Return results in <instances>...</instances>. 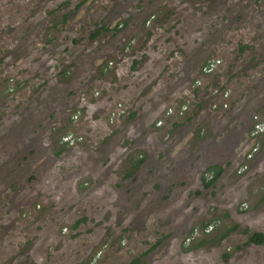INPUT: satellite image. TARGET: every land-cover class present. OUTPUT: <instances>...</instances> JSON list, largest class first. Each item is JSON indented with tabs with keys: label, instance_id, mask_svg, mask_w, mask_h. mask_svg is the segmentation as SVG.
Returning a JSON list of instances; mask_svg holds the SVG:
<instances>
[{
	"label": "rangeland",
	"instance_id": "obj_1",
	"mask_svg": "<svg viewBox=\"0 0 264 264\" xmlns=\"http://www.w3.org/2000/svg\"><path fill=\"white\" fill-rule=\"evenodd\" d=\"M155 1L0 0V264H264V0ZM117 10L135 44L80 80Z\"/></svg>",
	"mask_w": 264,
	"mask_h": 264
},
{
	"label": "flooded vegetation",
	"instance_id": "obj_2",
	"mask_svg": "<svg viewBox=\"0 0 264 264\" xmlns=\"http://www.w3.org/2000/svg\"><path fill=\"white\" fill-rule=\"evenodd\" d=\"M153 1H154L153 2V7H155V5L157 4V1H155V0H153ZM148 4H149V2H148ZM147 5L145 7H143V4L141 3L142 10L140 11V13L137 14V17H139V20L142 18V16L146 12L149 11V8L147 7ZM110 13L114 16V20L113 19L111 20V19L108 18L107 20H110V22H109V26L110 27L103 28L102 31H105V32L109 31L110 32L111 30H115L117 32L116 33H113V34H109V36L107 38H105L104 41L102 42L103 44L101 43V45L99 47H97V48L94 49L93 55L85 63H81V64L78 63V65L81 66L80 71H83V76H82V78L80 80L86 81L88 79V77H89L90 74H85V71L90 68V65L88 63H89V61L91 59H95L97 61L98 66H102V64L104 62V58H106V56L109 53L110 54L111 53H115L116 51L120 50L123 47H124V51L125 52H128L129 51L130 44L131 45L132 44H135V41H133V40L130 41L128 43V45H126V46L123 43L125 36L130 33V31L127 32V30L130 28L129 25H127V26H123V25L122 26H116L115 28H113V25L116 24V23H114V21L118 17H120L119 15L122 14V12H120V11L117 10V12H113L112 11ZM76 16L77 17H81V14L80 13L79 14H76ZM77 17L71 18V22L72 23L78 22V21H76ZM154 18H155V14H153L152 15V18L148 21V26L150 25L149 23H151L152 19H154ZM96 37H97V35H96ZM216 60H217L218 63L216 64V66H214L213 68H211V70H209V71H204V69L207 66L210 65V63H208V62L205 63V65L201 69V78H203V76L215 74V72H217L219 70V68L222 66V61H221L220 58H217ZM111 63L112 62H110V64ZM71 78H73V76ZM80 85H81V83H79L78 84V87L76 88L77 94H76V97L74 99H76L78 97V95L80 93L81 87H86L85 85H82V86H80ZM199 87L201 88V85ZM212 89L215 90V91H214L213 95L211 96V98L208 100V102L203 103V107H206V105H208V107L210 109L214 108L215 110H221V109L222 110H228L229 107H230L229 106L230 105L229 104V101L228 102H222V100H221V101H219L217 103V101H218L217 94L220 93V94L223 95V97L225 99H227L228 96H229V94H230V89H228V88L226 89L224 86H218V87H215V88H212ZM178 107L180 109L179 111L181 112V114H183L189 108V102L184 101V102H182V104H179ZM214 109H212V110H214ZM263 111H264V109L261 110V112H258V113H263ZM258 113H256V114H258ZM256 114H254L252 116L251 126H250L249 133H248V140H249V143L252 145L251 146L252 150L249 153V155H251V158L250 159H253L259 153V151H260V144H261L259 142V140L261 139L262 136H264V132L263 133H256L254 131V123H255L254 116ZM65 137H63L62 139H64ZM75 139H77V138H75ZM64 141H68V139L67 140H64ZM65 143H68V142H65ZM246 149L244 150L243 155H244ZM140 158H144V157H141L140 156ZM139 159H137L135 162H137ZM144 161H145V158H144L143 162L140 163L139 167L144 163ZM132 167L134 168L133 165H132ZM246 167H247V164H245L244 166H242L241 171H243ZM138 168H136V169H138ZM2 169L4 170V174L7 171L8 172L10 171L8 166L6 168L4 167ZM206 171H207V173L206 174L203 173L202 179H201L202 180L201 182H202V185H203L204 189L210 188V187H212L215 184V182L222 176L223 168L220 165H211V166H208L206 168ZM217 172H218V174H217ZM207 183H209V184L206 185ZM217 223L218 222H215L214 225L209 224L210 225V228H204V233H209L210 232V229L213 230V228L216 227V224ZM189 241H190V239H189ZM252 245H254V244H252ZM259 246H262V245H259Z\"/></svg>",
	"mask_w": 264,
	"mask_h": 264
},
{
	"label": "trees",
	"instance_id": "obj_3",
	"mask_svg": "<svg viewBox=\"0 0 264 264\" xmlns=\"http://www.w3.org/2000/svg\"><path fill=\"white\" fill-rule=\"evenodd\" d=\"M135 63H137V62H135ZM143 160H144V158H140V159L134 164V169L138 168L139 165H140V163L143 162ZM217 174H218V172H217ZM208 184H209V183H207L206 185H208ZM79 221H80V220H78V221L76 222L75 226L78 225ZM204 226L207 227V226H209V224L207 223V224H205ZM204 226H203V227H204ZM238 226H239L238 224L234 225L231 229H228L227 232H226L225 234H223L220 238L224 239V238L228 237L229 234H230L232 231H234L235 229L238 228ZM206 227H205V228H206ZM211 241H214V240L212 239ZM206 242H207V241L204 240V241H202L201 243H204V244H205ZM245 244H246V245H251V244H254V245H264V233H262V232H252V233H250V234L248 235V237H247V240H246ZM126 264H141V260H140V258H135V259H132L130 262L126 263Z\"/></svg>",
	"mask_w": 264,
	"mask_h": 264
},
{
	"label": "built area",
	"instance_id": "obj_4",
	"mask_svg": "<svg viewBox=\"0 0 264 264\" xmlns=\"http://www.w3.org/2000/svg\"><path fill=\"white\" fill-rule=\"evenodd\" d=\"M218 62H211L209 66H207L204 70L209 71L211 68L216 66ZM254 131L256 133H263L264 132V112L263 113H258L254 116ZM251 156V155H250Z\"/></svg>",
	"mask_w": 264,
	"mask_h": 264
},
{
	"label": "clouds",
	"instance_id": "obj_5",
	"mask_svg": "<svg viewBox=\"0 0 264 264\" xmlns=\"http://www.w3.org/2000/svg\"><path fill=\"white\" fill-rule=\"evenodd\" d=\"M208 63H211V62H217V60L216 59H211V60H208L207 61ZM205 71V70H204ZM264 112V111H263Z\"/></svg>",
	"mask_w": 264,
	"mask_h": 264
}]
</instances>
